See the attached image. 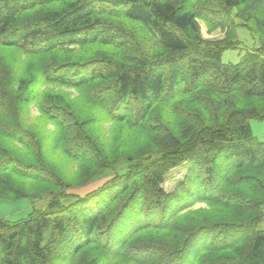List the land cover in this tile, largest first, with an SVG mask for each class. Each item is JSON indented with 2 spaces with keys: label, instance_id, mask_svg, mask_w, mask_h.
<instances>
[{
  "label": "trees",
  "instance_id": "16d2710c",
  "mask_svg": "<svg viewBox=\"0 0 264 264\" xmlns=\"http://www.w3.org/2000/svg\"><path fill=\"white\" fill-rule=\"evenodd\" d=\"M239 27L258 47L224 65ZM28 105L77 183L22 126ZM263 119L264 0H0V198L47 200L0 219V264H264Z\"/></svg>",
  "mask_w": 264,
  "mask_h": 264
},
{
  "label": "rangeland",
  "instance_id": "374dc122",
  "mask_svg": "<svg viewBox=\"0 0 264 264\" xmlns=\"http://www.w3.org/2000/svg\"><path fill=\"white\" fill-rule=\"evenodd\" d=\"M200 26V34L201 37L204 40H221L223 38V33L220 31H215L213 33H208L206 26L199 22ZM238 40L240 42L239 49L235 50H226L222 53L221 56V62L224 65L228 64H236L241 61L242 56L247 51H253V49L258 47L257 40L253 39L249 32L243 28H238ZM10 53H4L3 57L4 59L10 58ZM23 59V58H22ZM29 66L24 65V71L26 72L28 70ZM55 91H61L67 94H70V99H78V93L74 90L65 89V88H52ZM79 102V106H81L80 99L76 100ZM77 105V106H78ZM87 109L94 117L98 118L101 117V114L103 113L100 109H95L92 107L85 108ZM3 112L1 115L2 117H6L9 115L10 110L6 108V110L1 111ZM19 121L22 123V126L30 129L36 136L39 137L41 141V151L43 157L49 161L56 169L57 174L61 177V181L66 182H72L77 183V172L79 167L77 164L73 163L69 159L66 158V156L60 151V149L56 146V138H55V127L50 122H45L40 116L39 110L35 105H28L24 106L20 109V116ZM110 123L109 122H103L101 125L102 130L107 134V130L109 129ZM10 144H8L9 146ZM20 146V145H19ZM16 147L18 152L25 153L27 151L25 148L22 147ZM10 147V146H9ZM12 149V147H11ZM123 168V167H121ZM121 169H119L120 171ZM187 171V167L183 166L180 169L173 170L168 174L167 180L164 184V189L167 192L172 191L183 179L185 173ZM14 178V177H13ZM10 179H12L10 177ZM15 182V179H13ZM30 182H25L23 185L28 186L30 185ZM102 184V180L96 179L88 184L80 187L70 190V192L83 197L85 194L92 192L96 188H98ZM45 199V198H44ZM41 201V200H40ZM46 199L44 201H41V203H36V201L32 199H18V200H12L7 198H0V219H4L10 222H14L17 220L24 219L28 216V214L31 212L32 206L34 208H43L40 207L44 204H46ZM33 202H35L33 204ZM205 205L202 203L195 204L194 208H204ZM255 230L261 231L264 230V217L259 222V224L256 226Z\"/></svg>",
  "mask_w": 264,
  "mask_h": 264
},
{
  "label": "crops",
  "instance_id": "0c3cea01",
  "mask_svg": "<svg viewBox=\"0 0 264 264\" xmlns=\"http://www.w3.org/2000/svg\"><path fill=\"white\" fill-rule=\"evenodd\" d=\"M251 132L259 141L264 142V119L250 122Z\"/></svg>",
  "mask_w": 264,
  "mask_h": 264
}]
</instances>
